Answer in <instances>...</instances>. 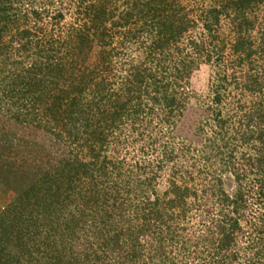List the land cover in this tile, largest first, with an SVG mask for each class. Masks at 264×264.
I'll use <instances>...</instances> for the list:
<instances>
[{"label": "trees", "instance_id": "1", "mask_svg": "<svg viewBox=\"0 0 264 264\" xmlns=\"http://www.w3.org/2000/svg\"><path fill=\"white\" fill-rule=\"evenodd\" d=\"M185 1L0 0V264H264V0Z\"/></svg>", "mask_w": 264, "mask_h": 264}, {"label": "rangeland", "instance_id": "2", "mask_svg": "<svg viewBox=\"0 0 264 264\" xmlns=\"http://www.w3.org/2000/svg\"><path fill=\"white\" fill-rule=\"evenodd\" d=\"M185 3L188 4L189 7L193 6V8H194V4H192V2H190L189 0H186ZM189 9H187V10H189ZM194 20H196V21H194ZM192 21H193V23L189 27L190 32H193V34L195 36H198L200 33L204 32L203 27L201 26V22L198 21V19L193 18ZM221 26H223V28H221V30H227V23L226 22L222 21ZM202 70H204V68H202ZM204 71L208 72L207 68ZM203 86L198 88L199 92L203 91ZM188 114H189L188 118H186L187 116L184 117L183 120L181 121L180 125H179V128H178V132H180V134L185 135V136H191L190 134L193 131L192 118H196L198 116L197 112L194 110L189 111ZM12 197H13V193L10 191H5L3 186L0 185V206H5L6 204H8V202L11 201Z\"/></svg>", "mask_w": 264, "mask_h": 264}]
</instances>
